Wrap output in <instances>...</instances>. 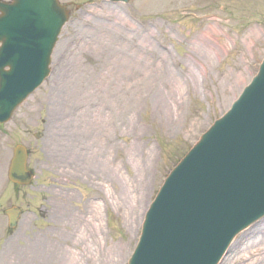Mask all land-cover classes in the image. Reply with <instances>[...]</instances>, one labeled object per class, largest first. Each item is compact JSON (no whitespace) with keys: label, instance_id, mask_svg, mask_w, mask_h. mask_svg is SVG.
<instances>
[{"label":"rangeland","instance_id":"374dc122","mask_svg":"<svg viewBox=\"0 0 264 264\" xmlns=\"http://www.w3.org/2000/svg\"><path fill=\"white\" fill-rule=\"evenodd\" d=\"M59 2L69 19L50 76L0 125V264H127L164 178L256 74L264 0ZM17 144L30 186L7 179ZM55 194L62 218L45 220ZM11 206L24 212L13 233ZM218 264H264V218Z\"/></svg>","mask_w":264,"mask_h":264},{"label":"water","instance_id":"95a60500","mask_svg":"<svg viewBox=\"0 0 264 264\" xmlns=\"http://www.w3.org/2000/svg\"><path fill=\"white\" fill-rule=\"evenodd\" d=\"M66 19L57 0L0 1V122L47 76ZM26 158L16 146L10 181L30 183ZM4 213L14 228L19 210ZM263 215L264 59L230 110L166 178L128 264H217L231 239Z\"/></svg>","mask_w":264,"mask_h":264},{"label":"flooded vegetation","instance_id":"af4514ba","mask_svg":"<svg viewBox=\"0 0 264 264\" xmlns=\"http://www.w3.org/2000/svg\"><path fill=\"white\" fill-rule=\"evenodd\" d=\"M63 173H64V175H62V176L70 177L66 172H63ZM60 191L61 192H64L63 190H60ZM59 196H60L59 194L44 196V198H42V200L45 201V202H47V203H50L51 202V204L55 206L54 212H56V204L59 201V198H60ZM74 196H75V194L72 195V197H74ZM89 203H90V199L89 198L88 199L86 198V201H84V204L86 206V210L85 211H88V209H89V207H88ZM43 210H44V212H42ZM48 210L49 209H46V206H45V208L43 206L39 208V211H40L39 214L41 215V217L43 219H59V218H62V215H60V214L58 215L57 212L50 214L48 212Z\"/></svg>","mask_w":264,"mask_h":264},{"label":"bare ground","instance_id":"6f19581e","mask_svg":"<svg viewBox=\"0 0 264 264\" xmlns=\"http://www.w3.org/2000/svg\"><path fill=\"white\" fill-rule=\"evenodd\" d=\"M138 74H139V72H137ZM148 77H150V76H148ZM126 94H127V91H126ZM103 125H105V123H103ZM105 127V126H104ZM102 125L99 127V128H97L99 131L102 129V128H104ZM60 156V155H59ZM59 158H61V157H59ZM146 170V169H145ZM144 170V171H145ZM146 184H148L149 183V181H147L146 180V182H145ZM143 190V189H142ZM123 193H125V190H123ZM147 197L148 196H146V199H147ZM143 200V199H142ZM143 204H144V202H143ZM103 208V207H102ZM138 216V217H137ZM133 217V216H132ZM135 217H137V222H136V224L138 223V218H140V214H135V216H134V218ZM97 218H98V216L96 215V220H97ZM99 221V218H98V220H97V222ZM137 226V225H136ZM90 227V229H93L92 228V226H89ZM134 236V234H132V237ZM116 249V251H114ZM115 249H113V252L111 251V252H109V254H110V256H112V257H116L117 256V254H119V253H121V249H120V247H118V245H117V248L115 247ZM108 260H109V258H108ZM4 264H7L6 262L4 263Z\"/></svg>","mask_w":264,"mask_h":264}]
</instances>
